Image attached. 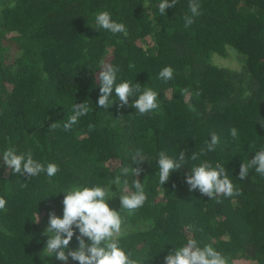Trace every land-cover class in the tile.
<instances>
[{"label":"trees","instance_id":"1","mask_svg":"<svg viewBox=\"0 0 264 264\" xmlns=\"http://www.w3.org/2000/svg\"><path fill=\"white\" fill-rule=\"evenodd\" d=\"M198 2L200 15L186 29L189 0H177L165 15L160 0H0V197L7 201L0 211V264H62L45 256L44 232L50 211L62 217L63 191L77 184L107 185L115 193L108 204L123 219L120 246L142 264H163L189 238L212 245L227 264H264V177L254 169L238 177L241 163L264 148L258 122L264 121V0ZM101 11L127 34L97 30ZM102 63L119 69L117 83L156 91L159 107L140 115L130 106L136 97L120 106L113 92L114 103L100 108ZM166 66L173 69L167 81L159 77ZM83 101L91 111L64 130L72 105ZM54 122L60 126L53 130ZM212 132L219 137L215 151L193 161ZM9 147L60 170L53 177L15 174L2 161ZM137 151L142 171L123 176L121 168L137 167ZM161 151L173 159L186 155L163 185ZM203 160L224 165L241 194L221 195L217 203L189 191L185 173ZM116 176L129 188L135 178L144 186L147 200L131 215L120 208L126 192L123 183H111Z\"/></svg>","mask_w":264,"mask_h":264},{"label":"clouds","instance_id":"2","mask_svg":"<svg viewBox=\"0 0 264 264\" xmlns=\"http://www.w3.org/2000/svg\"><path fill=\"white\" fill-rule=\"evenodd\" d=\"M176 3L177 0H160L159 13L165 15V10L175 7ZM200 7L198 0H189L188 8L191 15L183 17L186 29L194 23L195 17L200 15ZM95 24L97 30H107L112 34H127L126 26L113 20L108 11L98 12L95 15ZM129 67L132 68L134 65L130 64ZM118 71L119 69L112 64L102 63L97 76L100 93L97 105L100 108L106 110L114 103L113 92L115 99L118 98L120 101V106H128L129 98L136 97L130 106L137 110L140 115H145L159 107L156 91L151 88L141 90L139 83H132L131 81L117 83ZM159 77L165 81L172 79L173 69L164 67L159 72ZM187 91V89L182 90L185 93ZM189 107L192 108V105L189 104ZM90 111L91 108L86 102L74 103L72 114L63 123V129L70 130L77 124L80 117L87 115ZM258 122L264 126V121ZM59 126L54 122L49 128L54 130ZM88 127L91 130L95 126L89 124ZM230 135L236 139L238 130L235 127L231 128ZM218 144L219 137L215 132H212L210 139L205 141V146L201 148L200 152H193L190 158L195 161L200 156L215 151ZM2 161L3 165L7 169H11L13 173L28 178L38 176L40 173H46L48 177H53L60 170L55 163H48L45 167L44 164L33 159L30 151L17 154L15 148L12 147L3 151ZM143 162V155L137 151L133 159V163L137 167H123L121 174L127 176L131 173L137 177L142 171L138 165ZM185 162V151H181L177 159L171 158L164 151L159 152L157 160L159 184L163 185L168 182L170 174L179 170ZM250 169H254L255 173L264 177V148L256 151L251 160L241 163L238 173L239 179L243 180ZM185 182L189 191L198 190L208 199H215L217 203L220 202L218 197L221 195L234 197L241 194V190L230 180L225 166L220 163L213 165L208 160H203L199 165L193 166L190 173H185ZM111 183H123L126 194L119 196L120 208L126 210L129 215L143 207L147 195L143 184L138 179L135 178L132 181L131 188L128 187V180L121 181L120 176H116ZM21 187H26V184H21ZM63 193L62 217L57 216L54 211H50L48 214V226L44 232V235L47 236L43 248L45 256L55 257L62 264H68L69 259L78 262V264H142L141 261L132 258L131 252H126L120 246L119 237L122 234L123 219L119 211L109 207L108 200L115 195L109 186L88 187L77 184L64 190ZM6 204V199L0 197V211H6ZM38 219L37 214L36 222ZM74 229L78 230L79 233L76 235L78 246L72 249L70 242L75 234ZM163 264H227V258L212 245L205 244L201 247L196 239L189 238L186 243L171 249L163 257Z\"/></svg>","mask_w":264,"mask_h":264},{"label":"rangeland","instance_id":"3","mask_svg":"<svg viewBox=\"0 0 264 264\" xmlns=\"http://www.w3.org/2000/svg\"><path fill=\"white\" fill-rule=\"evenodd\" d=\"M224 63H226V62L224 61Z\"/></svg>","mask_w":264,"mask_h":264}]
</instances>
